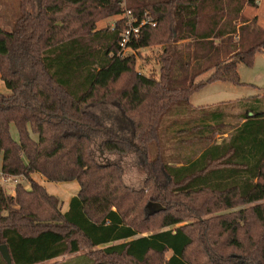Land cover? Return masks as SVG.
<instances>
[{
	"label": "trees",
	"instance_id": "16d2710c",
	"mask_svg": "<svg viewBox=\"0 0 264 264\" xmlns=\"http://www.w3.org/2000/svg\"><path fill=\"white\" fill-rule=\"evenodd\" d=\"M123 1L19 0L15 28L0 26V177L30 187L10 195L0 180V246L13 264L74 254L71 264H264V98L239 103L230 119L190 110L209 84L245 85L238 64L264 52V27L243 16L262 0L134 4L157 25L128 44L131 55L120 46L124 22L97 29ZM155 44L158 78L136 70V53ZM99 105L119 109L116 128L101 119L108 110H90ZM94 144L138 155L144 188L129 187L121 165L98 162ZM34 174L78 182L67 212Z\"/></svg>",
	"mask_w": 264,
	"mask_h": 264
},
{
	"label": "rangeland",
	"instance_id": "374dc122",
	"mask_svg": "<svg viewBox=\"0 0 264 264\" xmlns=\"http://www.w3.org/2000/svg\"><path fill=\"white\" fill-rule=\"evenodd\" d=\"M160 1H164V0H133V1L124 0L122 2V12L119 15H115L100 20L97 23V29L114 27L116 22L118 21H122L126 25V21L124 20V17L128 10H131L139 15L138 11L132 10V5L136 4L138 6H141L140 3L148 4V3H155ZM260 4L261 6L260 9L258 10L259 24L262 25L263 28L264 0L261 1ZM145 10L148 11L149 9L146 8ZM147 13L149 14L150 19H154V17L151 15L150 12ZM20 16L21 14H20L19 0H0V26H2L6 30L12 31L15 28V25L19 20ZM243 17L247 18L245 15ZM239 22L241 24L242 20H240ZM236 39H238V37H236ZM181 45L184 47L186 53V59L189 61L192 53V41L190 40L183 41ZM161 53H162V46L157 44L147 48L140 49L136 53L137 54L136 70L148 76L153 74L156 78H158L160 71V64L158 62L157 56L160 55ZM125 54L131 55L133 54V51L130 49L126 50ZM238 72L240 75L241 83H244L245 85L243 84L238 85L228 82L226 83L215 82L213 84L207 85L206 87H204L203 89L192 95V98L190 100V104H191L190 110L193 109V111L198 113V115H194L192 118H198V117L201 118L205 115V113H211L217 110L218 112L225 113L226 117L230 119L232 117V114L238 112V110L240 109L239 103H242L243 101H246L252 97L264 98V52L258 51L255 54L253 66L251 67H248L243 63H239ZM211 74L212 72H208L202 75L201 77H199L197 81L205 80ZM186 107L187 109L189 108L188 105ZM90 110L95 114H97L101 110H108L109 112L107 114L102 115L101 119L104 120L106 124L112 125L115 128L116 126L114 125L115 122L113 120L118 119V117L122 118L119 109L115 105H99L96 107H91ZM184 117L189 118L190 115H185ZM164 122L163 124H165ZM166 122H168V120H166ZM12 134L14 138H17L18 136L17 131L14 128H12ZM172 140L170 142H172ZM218 140L220 141L221 137H218ZM155 144L157 147L158 143ZM161 144H162L161 152L163 156H167L169 152L165 148V143L162 142ZM92 148H93L92 151L93 156L98 162L117 163L123 167L124 181L129 187H131L134 190H141L144 188L146 175L142 170L141 158L138 155L136 154L121 155L116 153L113 154L103 153L100 152V150L98 149V145L96 144H94ZM156 150L157 149H154L152 151L153 156L156 155ZM185 152L187 153L188 151ZM1 165H2V156L0 154V169H1ZM15 180H17L16 184L13 181H11L10 183H2L3 187L8 193L13 192L15 186L18 183H24L26 187L29 186L28 182H26L22 177L16 178ZM46 184L48 186H51V184L54 186L55 184L58 183L47 181ZM60 184L61 183H59L58 185L60 186ZM72 184L75 185V187H77L76 193L74 194L72 193V191L70 193H67L66 191L67 197L70 194L71 195L74 194L73 196H76L78 194V188H79L78 183L71 182L70 185ZM61 185L66 186L68 184L62 183ZM49 190L50 192H52L50 187ZM62 203L64 204V201L61 200V204ZM244 207L245 206H242L240 208H235L233 210H226L222 212V214L224 213L231 214ZM220 213L221 212H219L217 215H219ZM157 230L159 229L146 231L144 234H149L150 232Z\"/></svg>",
	"mask_w": 264,
	"mask_h": 264
},
{
	"label": "crops",
	"instance_id": "0c3cea01",
	"mask_svg": "<svg viewBox=\"0 0 264 264\" xmlns=\"http://www.w3.org/2000/svg\"><path fill=\"white\" fill-rule=\"evenodd\" d=\"M263 1V0H262ZM260 6H261V4H260ZM260 9V7L258 8V9H254V8H247L246 10H245V12H244V15L247 17V18H249V19H251V18H253V17H258V25L260 26V27H262V25H260L259 24V15H258V10ZM243 23V22H242ZM241 23V24H242ZM0 91L1 92H6V89H5V86H4V84H3V82L1 81V74H0ZM15 129V128H14ZM16 130V129H15ZM17 138H18V136H17ZM1 154V156H2V163H3V155H2V153H0ZM1 168H2V165H1ZM0 171H1V169H0ZM32 178L35 180V181H37L39 184H41V185H43V186H45V188H46V190L48 191V193L49 194H51V195H54V196H56L58 199H60V202H61V200L62 201H64V204L62 205L61 204V210H62V212L63 213H65V212H67L68 211V209H69V204H70V201H71V199L74 197L73 195L76 193V190H77V187H75V185H70V183L71 182H65L66 184H68V185H66V186H63V185H61L60 184V186L58 185V184H55L54 186L51 184V186H48L47 184H46V182H47V180L42 176V175H40V174H34L33 176H32ZM73 182H76V181H73ZM78 183V182H77ZM79 185V184H78ZM49 187H50V189H51V191L52 192H50V190H49ZM27 189H30V187L29 186H27ZM79 190H80V186H79V188H78V192H79ZM66 191H67V193H70L71 191H72V193H74V194H70V195H68V197L66 196ZM10 195H14V190H13V192H11V193H9ZM77 255H79V254H74V255H68V256H64V257H60V258H57V259H54V260H51V261H49V262H46V263H44V264H63V263H67V264H71L70 262H68L70 259H72V258H74V257H76Z\"/></svg>",
	"mask_w": 264,
	"mask_h": 264
},
{
	"label": "built area",
	"instance_id": "2783aa9c",
	"mask_svg": "<svg viewBox=\"0 0 264 264\" xmlns=\"http://www.w3.org/2000/svg\"><path fill=\"white\" fill-rule=\"evenodd\" d=\"M124 20L126 21V29L121 35V48L126 51L129 50L128 44L133 40H137L140 37L142 28L146 26L155 27L157 24L154 19H150L147 12L139 15L131 10H128L125 14ZM2 183H10L13 181L15 184L17 180L8 177H0Z\"/></svg>",
	"mask_w": 264,
	"mask_h": 264
},
{
	"label": "water",
	"instance_id": "95a60500",
	"mask_svg": "<svg viewBox=\"0 0 264 264\" xmlns=\"http://www.w3.org/2000/svg\"><path fill=\"white\" fill-rule=\"evenodd\" d=\"M155 206L158 207V210H161V207L158 204H155ZM0 254L7 264H13L12 257L7 245L0 246Z\"/></svg>",
	"mask_w": 264,
	"mask_h": 264
}]
</instances>
